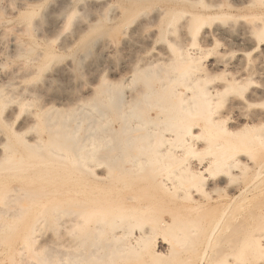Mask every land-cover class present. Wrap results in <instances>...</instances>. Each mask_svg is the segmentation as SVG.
I'll list each match as a JSON object with an SVG mask.
<instances>
[{"label": "rangeland", "instance_id": "374dc122", "mask_svg": "<svg viewBox=\"0 0 264 264\" xmlns=\"http://www.w3.org/2000/svg\"><path fill=\"white\" fill-rule=\"evenodd\" d=\"M0 4V71L18 72L9 85L4 84L5 97L0 100V159L16 152L12 165L0 161V264H59L60 252L74 247L82 232L81 225L71 224L76 215L66 204L75 201L71 209H76L90 197V203L111 200L118 205L130 192L149 208L120 230L129 238L158 224L159 237L168 244L155 249L163 256L144 253L132 264H264V144L257 139L264 135V127L228 142L215 138L251 155L252 168L235 169L225 178L228 188L216 194L218 204L193 207L182 191L168 192L154 175L121 174L118 162L126 158L124 151L114 159L112 149L104 147L87 160L102 163L97 171L109 173L104 180L87 173L77 158L59 163L47 147L45 120L35 117L41 107L87 105L103 78L119 80L123 99L129 102L143 88L142 80H133V66L158 56L164 60L170 45L180 44L200 58V75L210 81L209 87L222 86L235 71L242 76L246 86L229 91L214 115L230 117L226 124L231 129L245 125L252 114L264 113L263 95L258 93L251 104L245 101L253 92L264 93V39L256 34L264 25V0H0ZM173 11L175 19L166 26ZM195 14L206 17L196 35L191 23ZM237 102L241 109L231 110ZM171 134L175 138L178 132ZM209 135L206 131L201 139ZM247 183L251 185L246 194L226 205L232 192ZM184 188L188 190L189 184ZM46 209L50 210L43 214ZM92 222L87 221V227ZM171 241L181 244L169 249Z\"/></svg>", "mask_w": 264, "mask_h": 264}, {"label": "bare ground", "instance_id": "6f19581e", "mask_svg": "<svg viewBox=\"0 0 264 264\" xmlns=\"http://www.w3.org/2000/svg\"><path fill=\"white\" fill-rule=\"evenodd\" d=\"M175 13L170 14L166 26L175 19ZM204 19L206 17L200 14L193 16L191 23L195 35ZM256 34L264 39V25ZM170 49L164 60L158 56L141 63L143 66H133L130 70L133 80H142L143 88L132 95L129 102L124 100L119 80L112 83L103 78L95 97L87 105L72 103L66 109L62 104L41 107L35 112V117L36 120H45L44 131L50 140L47 147L51 157L58 158L59 163L63 164L60 159L71 162L73 157L77 158L87 173H92L97 180H104L109 173L97 171L102 163L90 164L87 160L104 147H110L114 159L124 151L123 157L126 158L118 162L121 174L133 177L143 173L154 175L156 183L168 192L182 191V197H187L193 207L218 204L216 194L228 188L225 178L235 169L252 168V156H245L215 138L222 136L228 142L243 132L250 135L264 127V113L252 114L245 125L233 129L228 127L226 120L230 117H216L214 110L229 91L242 90L246 86L242 76L235 71L226 78L225 84L211 88L208 86L210 81L200 75L203 68L196 54L191 55L180 44H171ZM50 54L52 57L55 55L53 52ZM17 76L18 72L8 75L0 71V80L5 79L0 82V100L5 97L4 84L9 85ZM189 90L192 93H188ZM258 93L264 96L263 92L256 91L246 96L245 101L251 104ZM240 105L233 103L230 108L239 110ZM86 106L90 108L89 112ZM18 116L19 113L15 118ZM198 120L205 122L199 123ZM172 131L178 132L177 137L169 135ZM206 131L210 132V137L203 141L201 138ZM257 139L264 144L263 134H259ZM14 155L16 152L0 161L6 160L12 165ZM175 163L178 165L173 169ZM59 167L66 172L73 171L69 166ZM185 183L189 184L188 190L184 188ZM250 185L247 183L238 192H232L225 204L229 206L236 202L246 194ZM2 198L5 200L7 196ZM90 199L86 197L76 209H71L75 201L66 204L71 207L67 211L76 215L71 224L81 225L82 232L74 247L60 252L59 264H132L144 253L154 252L155 257L165 254L155 250L157 246L161 248V244H167L159 237L158 224L129 238L124 229L120 230L123 223L139 217L149 208L140 196L130 192L118 205L111 200L90 203ZM55 207L50 209L54 211ZM91 220L93 222L87 227V221ZM178 243L181 244L180 241H171L169 249Z\"/></svg>", "mask_w": 264, "mask_h": 264}]
</instances>
